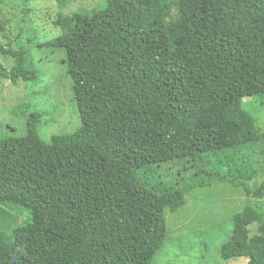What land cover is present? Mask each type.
I'll return each mask as SVG.
<instances>
[{
  "label": "trees",
  "instance_id": "16d2710c",
  "mask_svg": "<svg viewBox=\"0 0 264 264\" xmlns=\"http://www.w3.org/2000/svg\"><path fill=\"white\" fill-rule=\"evenodd\" d=\"M103 2L59 13L48 44L63 52L79 127L44 143L33 113L23 136L0 140V264H151L164 210L219 183L246 198L220 259L264 264V207L252 206L264 198V131L242 107L264 104V0ZM0 55L13 61L1 80H39L25 47ZM5 206L29 219L9 228Z\"/></svg>",
  "mask_w": 264,
  "mask_h": 264
},
{
  "label": "rangeland",
  "instance_id": "374dc122",
  "mask_svg": "<svg viewBox=\"0 0 264 264\" xmlns=\"http://www.w3.org/2000/svg\"><path fill=\"white\" fill-rule=\"evenodd\" d=\"M103 7V0H4L0 5V22L5 27L0 46L6 50L25 47L32 57L31 67L40 74L34 84L12 85L0 79V140L23 136L25 122L33 113L41 115L37 135L44 143H49L52 136L69 134L79 127L76 102L61 62L63 52L48 44L60 35L54 26L59 13L70 15ZM0 65L8 70L13 61L0 55ZM242 107L253 117L256 127L264 131L262 101L258 97L245 98ZM4 161L5 153L0 146V166ZM172 174L169 171L163 179L170 180ZM245 200L240 188L226 183L187 193L181 209L164 210L166 239L151 264H248L246 256L229 261L219 256L220 248L231 237L232 217L243 208ZM252 206L263 208L264 198L252 200ZM1 208L2 217L10 219L7 225L11 229L29 219L27 212L18 208ZM0 228L6 230L1 219ZM255 228V224L248 227L250 233Z\"/></svg>",
  "mask_w": 264,
  "mask_h": 264
}]
</instances>
